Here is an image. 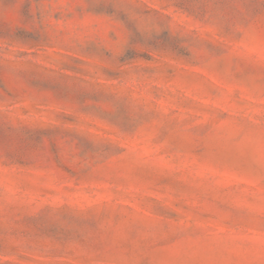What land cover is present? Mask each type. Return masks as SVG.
Listing matches in <instances>:
<instances>
[{"label": "rangeland", "instance_id": "374dc122", "mask_svg": "<svg viewBox=\"0 0 264 264\" xmlns=\"http://www.w3.org/2000/svg\"><path fill=\"white\" fill-rule=\"evenodd\" d=\"M0 264H264V0H0Z\"/></svg>", "mask_w": 264, "mask_h": 264}]
</instances>
